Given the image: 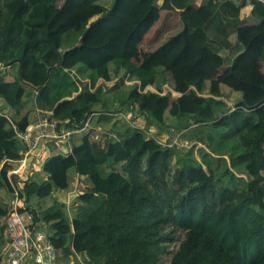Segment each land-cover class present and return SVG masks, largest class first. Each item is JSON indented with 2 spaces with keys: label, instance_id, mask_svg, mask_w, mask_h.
Wrapping results in <instances>:
<instances>
[{
  "label": "trees",
  "instance_id": "16d2710c",
  "mask_svg": "<svg viewBox=\"0 0 264 264\" xmlns=\"http://www.w3.org/2000/svg\"><path fill=\"white\" fill-rule=\"evenodd\" d=\"M110 1L0 0V65L16 69L10 82L0 71V193L26 203L41 192L61 209L72 174L87 180L72 197L70 224L50 228V214L18 210L47 230L56 264L70 257V264H264V90L254 84L264 41L246 44L239 33L258 34L264 4L201 0L195 6V0H170L167 7L179 13L181 31L137 65L133 59L155 0H113L108 6ZM247 3L252 9L241 19ZM65 36V45H73L67 50ZM224 65V75L213 80ZM78 66L89 71L88 82L70 75ZM165 84L180 96L166 92ZM206 84L215 94L221 84L227 86L239 94V103L233 110H216L221 103L209 99L197 108L187 91ZM32 91V106L49 113L57 133L82 130L95 117L113 139L107 131L104 142L95 143L85 133L69 151L46 159L45 179L37 188L20 190L9 172L26 153L17 134L30 124L24 97ZM11 110L24 116L10 120ZM123 111L144 116L147 128L158 131L168 119H182L184 147L161 145L138 127L114 130ZM219 114L228 118V127L218 125ZM171 157L173 193L164 196L159 174ZM128 160L143 163L154 192L143 189L133 196L137 187L116 170ZM12 210L0 200V252L4 220Z\"/></svg>",
  "mask_w": 264,
  "mask_h": 264
},
{
  "label": "rangeland",
  "instance_id": "374dc122",
  "mask_svg": "<svg viewBox=\"0 0 264 264\" xmlns=\"http://www.w3.org/2000/svg\"><path fill=\"white\" fill-rule=\"evenodd\" d=\"M109 1L110 0H102V4L106 5V4H108ZM112 1L113 0L110 1V4L108 6L111 5ZM167 1H170V0H162V1H160V3H162L163 5L168 6L169 2H167ZM163 8L160 7V8L155 9L150 14V16H148V19L145 21V25H146V27L148 28V30L150 32L155 33V31L159 27H161V25L159 24V21L161 20V16H162L161 12L162 11H164L163 14H166L167 12L172 11V10L169 9V7L164 8V9ZM170 18L171 19L173 18L172 14H170ZM173 20H175V18H173ZM77 26L78 25H76V27ZM167 35L168 34H165L164 37H166ZM71 37H72V35H71ZM66 39L68 40L67 36L64 37L63 42H62L63 50H67V49H69L70 47L73 46V45H70L69 42H67V44H66L67 47H66V45H65V42L67 41ZM142 53H144V52H138V57L137 58L140 59V55ZM88 72L89 71L86 68H84L83 66H78L74 70L71 71V73H73L74 76L76 75L77 77H79L83 81H87V80H85V78L87 77V73ZM11 73L12 74H16L15 66L12 67ZM8 75H10L9 72H8ZM118 75L120 76V73H118ZM11 76H13V75H11ZM110 76H111V83H114L117 80V78L113 74V67L110 68ZM111 83L107 82L106 84L110 85ZM124 83L125 84H131V82L128 81L126 78H124ZM167 86L169 88V85H167ZM191 87H193V86H191ZM151 90L153 91V89H151ZM165 91L167 92L168 89H165ZM24 101H27V103L30 106L32 105V102H31L32 100L27 95L24 97ZM112 110H114V109L112 108ZM40 112L41 111H36V115L39 114L40 117H44L46 115H49L48 112H42V113H45L46 115L45 114H41ZM9 113H11V114H9ZM21 113H23V112L22 111L18 112L17 110H12V111L8 112V117H11L10 120H12V118L19 119V116L22 115ZM30 116L31 117H35L34 114H31ZM120 116H122L121 121H117L116 123L114 122L111 125V128L115 127V128H113L114 130H123L126 126H134V127H138L139 126V128L144 130L148 136L154 137L161 145H164V146L165 145H169L170 146V145L174 144L178 148L184 147L183 146L184 143L180 139H178L177 136H174V137H171V138H170V136H166V135L162 136V135H159L157 132H155L153 129L150 130L151 129L150 127L147 128L146 120H145V122H144L143 119H142L143 121L138 120V121L134 122V120H133V121L130 122L127 118H125L124 115H120ZM135 117H138V116H135ZM89 132H90L92 141L95 142V143L102 144L104 142V136H103L104 132H107L109 134L108 137L113 139L112 132L109 131L108 128H104L103 126L93 128V127H91L90 123L88 122L86 127H84L82 130H79L78 132L74 131L72 133V135H70V138H71L72 142L70 141L69 145L72 146L73 144L74 145L79 144L82 136L84 135V133H89ZM68 139L69 138H66L65 140H63L61 142H68ZM58 142L59 141H56V140L55 141H48L46 144H48L50 146L52 143H58ZM63 149H65V148H63ZM63 149L62 150L60 149V150L63 153H65L63 151ZM39 151L41 152V150H39ZM67 151H69V150H67ZM62 152H59V150H57L56 154L62 153ZM31 153H29V154L24 153L23 154V159L21 161L25 162L24 160H26V159L29 160L31 158H34V159H39L40 157L44 158V157H48L49 154H50L49 151L47 152V154H45V156L39 154L38 151H37L38 154L35 153V154L31 155ZM18 162H12L11 163L12 170L14 168L18 169V166H20V164ZM173 162H174V159H173V157H171V159L168 162L167 168H165L163 171H160V174H159V179H163V183L162 184L158 183V188L164 194V196L167 193H169V194L173 193L171 191V186H170V182H169V177L172 174V171L174 169V163ZM24 166H25V164L22 165V167L19 168L20 172H21V170H24ZM144 167L145 166L143 165L142 162L139 163V164H134L133 160H128L125 163H123L121 165H118L116 167V170H117L119 175L127 178L128 180L131 181L132 184H134L137 187V190L135 191L133 196L135 194H137L140 190H143V189H150L152 192H154L156 190L155 184L143 175ZM11 171L9 172V175L12 174ZM34 172H36V171H34ZM72 172L73 171H70V173H72ZM263 176H264V172H263ZM18 177H22L23 179H25V180H22V181H27L26 183L24 182L25 183L24 186L33 185V182L35 180L33 178L34 176L30 175V171L29 172L23 171V173L20 174ZM71 177H73V184L71 185L70 191H67V193L63 194L62 197H61V199L63 201L61 209H59L58 207H55L56 205L54 204V201L52 200L51 195L47 196L42 201L38 200V198H36V196H32V197H30V199L27 200L26 203L24 201H21V203L24 204L25 208H27V207L33 208L34 210H36L37 214H39V215L42 214L41 215L42 217L45 216L44 213H47V215L50 214L49 215V219H51V222H52V223L48 224V226L50 228L54 224H59L60 225V224H62L64 222H66V221L70 224L71 223L70 220L73 219V216H74V213H75V208H76L75 207L76 203L72 202L73 201L72 197L80 191L81 187H85V186L87 187L88 186V183H87L86 179H80V178H78L77 176H75L73 174H72ZM20 184H21V187H22V182L19 181V179H18V185H16L18 189L20 188ZM28 188L30 190H32V188L35 189L37 187L30 186ZM216 188H217V185H216ZM22 189H24V188H22ZM175 197L176 196H174V199H175ZM1 199H2L3 203L6 206H8L9 209H12L14 207V204H12L14 200L12 199L11 196L10 197L6 196L5 192H2V194L0 193V200ZM165 201H167V200L165 199ZM17 202H19V201H17ZM172 202H173V200L171 199L170 200V204H172ZM162 204H164V203L162 202ZM164 206L166 207L165 204H164ZM219 208H220L219 204H217L215 209L217 210ZM77 257L80 260H83V256L82 255L81 256H77ZM71 262H72V258L70 257L69 259H66V260L65 259H61L60 264H70Z\"/></svg>",
  "mask_w": 264,
  "mask_h": 264
},
{
  "label": "crops",
  "instance_id": "0c3cea01",
  "mask_svg": "<svg viewBox=\"0 0 264 264\" xmlns=\"http://www.w3.org/2000/svg\"><path fill=\"white\" fill-rule=\"evenodd\" d=\"M160 1H162V0H155V7L152 9V12L155 9L160 8V7L167 8V6L163 5L162 3H160ZM167 2H170V1H167ZM200 2H201V0H195V6L199 5ZM251 9H252L251 4L247 3L240 11V18L244 19V18L248 17ZM163 12L164 11L161 12L162 16H161V20L159 21V24L161 25V27H159L155 31V33L150 32L148 29H146V30H148L147 34L144 37L139 49L136 52L135 57L133 59L135 64H137V65L140 64L144 60V58L146 57V55L149 52H151V51L155 50L157 47H159L170 36L175 35L176 33L181 31L182 26H181V23H180V20H179V13L174 11V10L169 11L166 14H163ZM170 14H172V17L175 18V20H173V18L172 19L170 18ZM256 29L258 31V34H255L253 36L249 35V33H247L245 30H241L239 32L240 36L242 38H244L246 44H250L254 40L264 41V25H262L261 27H257ZM165 34H168V35L166 37H164ZM234 39H235V36L231 38V43H233L235 41ZM138 52H144V53H142L140 55V59L137 58L138 57ZM226 70H227V65L222 66L220 69L217 70V72L215 73V75L213 76L212 79L213 80H217L219 77L224 75ZM9 73H10V76L11 75L15 76V74H12L11 71ZM119 73L121 74V71ZM254 74L256 76V80H255L254 84H256V86H259V87H261L264 90V80H263V77H264V62H261L260 64H258L256 66ZM87 75H88V73H87ZM15 78H16V76H15ZM7 80H8V82H10L8 78H7ZM85 80H88L87 77L85 78ZM151 89H153V88H150V90ZM164 89H168L172 93V96H174V97L180 96V94L170 90L168 88L167 84L164 85ZM153 91H154V89H153ZM187 94L190 95V97L194 100L195 105H196L197 108L205 107L207 105V101L210 99V100H212L214 102L221 103L222 106L217 107L216 110H221V109L233 110L235 108V106L239 103V100H240V97H239L238 93L232 91L227 86L222 85V84L218 88V94H215V93L211 92L210 89H209L208 84L202 85L201 88H197V86L193 85V87L189 88V91H187ZM27 96L30 97V99L32 100L31 102L33 103L34 102V98H35V92H33V91L29 92L27 94ZM26 103H27V101H26ZM26 109H27V111L29 110L30 115L34 114V116H35V117H31V116L29 117V121H30L29 126L31 124H34L37 121H40L41 119H43V118L48 116V115H46L45 113H42V112H40V113L41 114H45L46 116L40 117L39 114L36 115L37 109H35L32 105L30 106L28 103H27ZM9 114H11V113H9ZM21 114L22 115H20L19 118L24 116V113H21ZM122 114H124L125 118H127L130 122L133 121V120H134V122L138 121V120H141V121L144 120V122H145V117L142 116V115H139L137 113H133L132 114V113H125L124 112ZM135 116H138V117H135ZM8 118L10 119L11 117H8ZM94 118L95 117H93V119H91V121H90L91 127L96 128V127L102 126V125L96 124ZM12 119L16 120L17 118L16 119L12 118ZM119 119L121 121L122 118H119ZM182 122H183L182 119L170 118V119H168L166 121V126L164 127L163 131H158L155 127H150L151 128L150 130L153 129L155 132H157L159 135H162V136L166 135V136H170V138L174 137V136H177L178 139H180V134L184 130L182 129L183 126H182L181 129L178 126ZM216 122L219 123L218 124L219 126H223V127H228L229 126L228 118L226 116L223 117L220 114H219V117H218ZM182 125H185V124L183 123ZM138 128H139V126H138ZM70 141H71V138H69L68 142L52 143L50 146L48 144H43V145L38 146V149H35L34 151H32V153L31 152L30 153H31V155H33L35 153L38 154L37 153V151H38L39 154L45 156V154H47V152L49 151V153H50L49 156H51V155L56 154L57 150H59V152H62L61 150L63 148H65V149H63V151L65 152L67 150H70L71 147L74 145V144L72 146L69 145ZM39 150H41V152ZM48 157H44V158L40 157L39 159L31 158L29 160H27V159L24 160L25 162H23V161H19L18 162L20 164V166H18V169L14 168L11 171L12 172L11 175L14 176V179L17 181V185H18V179H19V181L22 182V187H21V184H20V188H19L20 190L22 188L28 187V186H24L27 181H22V180H25V179H23L22 177H18L20 174L23 173V171H26V172L30 171V175L34 176L33 178L35 180L33 182V186H35V187L39 186L40 183L43 182V180L45 179V176H43L41 174V169H42V166H43L44 162L46 161V158H48ZM24 164H25L24 170H21V172H20L19 168L22 167V165H24ZM33 170L36 171V172H34ZM37 194L38 195H37L36 198H38V200H40V201L44 200L47 197V195H42L41 192H38ZM32 196H34V195H32ZM32 196H30V197H32ZM30 197L25 198V199H30ZM19 203L22 204L20 200H19ZM13 204L15 205V200L13 201ZM22 205L24 206V204H22Z\"/></svg>",
  "mask_w": 264,
  "mask_h": 264
},
{
  "label": "built area",
  "instance_id": "2783aa9c",
  "mask_svg": "<svg viewBox=\"0 0 264 264\" xmlns=\"http://www.w3.org/2000/svg\"><path fill=\"white\" fill-rule=\"evenodd\" d=\"M237 1L241 3L243 0ZM257 1L264 4V0ZM11 70V66L4 68L0 65V71L5 75V78L10 77L8 72ZM70 75L74 76L73 73ZM72 133H57L55 121L45 117L28 126L23 133H18L17 137L28 154L48 141L61 142L69 138ZM17 201L19 200L15 199L12 212L4 220L5 244L0 252V264H56V254L49 241L47 230L37 229L38 227L33 224L31 217L26 212H18L19 209L25 210V206Z\"/></svg>",
  "mask_w": 264,
  "mask_h": 264
}]
</instances>
